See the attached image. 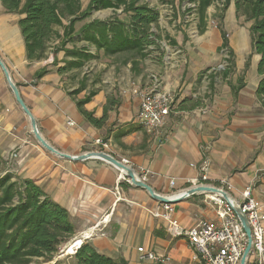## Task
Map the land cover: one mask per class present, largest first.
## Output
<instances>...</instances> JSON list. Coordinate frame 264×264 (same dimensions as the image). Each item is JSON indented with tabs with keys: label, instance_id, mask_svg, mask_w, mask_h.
<instances>
[{
	"label": "crops",
	"instance_id": "obj_1",
	"mask_svg": "<svg viewBox=\"0 0 264 264\" xmlns=\"http://www.w3.org/2000/svg\"><path fill=\"white\" fill-rule=\"evenodd\" d=\"M105 12H111L112 17L120 14L112 9L91 12L87 20L75 23V30L93 20L103 21L93 15ZM19 18L17 14L6 13L0 3V61L34 118L40 136L57 152L80 156L104 150L118 161L127 160L136 175L147 171L146 184L163 196L187 189L189 182L198 176L195 167L206 158L208 178L211 181L227 179L233 187L232 196L238 198L247 186L252 187L255 198L264 196V111L255 96L260 80L256 73L259 56L251 53L248 32L236 30L227 35L236 55L235 71L226 79L228 82H218L215 77L213 90L208 89L207 96L198 100L199 107L189 109L188 105H183L186 108L182 109L174 105L160 134L153 137L137 123L139 98L131 92L135 86L143 88L150 84L147 73L151 66L146 65L136 72L132 54L105 56L86 42H74L68 43L66 48L86 47L97 59L80 70L60 75L57 69L69 60L63 52L56 55L54 63L51 49L41 61L26 60L17 26ZM77 24L80 25L76 28ZM58 28L55 31L62 34V29ZM198 41V53L193 59L189 58L186 71L181 70L184 64L180 60L177 70H173V65H165L163 69L161 86L170 92L180 87L183 95L179 102L196 98L194 90L199 91L200 88H196L204 80L197 82L196 75L209 66V54L217 52L222 42L216 28H206ZM57 43L58 40H54L51 46ZM239 50L243 53L241 61L237 57ZM249 55L250 65L244 70L245 58ZM108 57L122 60L116 87L114 90L102 88L107 82L99 78L95 87L100 85V88L83 107L95 118H101L105 109L106 120L98 129L86 123L75 106V101L86 95V88L73 98L68 92L77 89V73L96 61L102 66L101 58ZM42 68L48 71L36 80L35 73ZM180 71L185 74L184 78L183 74L178 76ZM241 77L244 86L233 98L229 85H235ZM96 139L107 142L108 148L95 145ZM0 158L3 173L34 181L68 212L75 232L73 238H80L81 244L89 243L98 253L116 262L136 264V249L142 247L166 255L169 264H202L185 239L172 238L167 233L166 222L151 215L157 202L145 191L128 184L119 170L97 159L70 161L45 150L34 138L30 122L16 103L1 69ZM171 181L174 182L172 187ZM172 207L171 218L182 228L202 219L218 224L215 210L197 195Z\"/></svg>",
	"mask_w": 264,
	"mask_h": 264
},
{
	"label": "trees",
	"instance_id": "obj_2",
	"mask_svg": "<svg viewBox=\"0 0 264 264\" xmlns=\"http://www.w3.org/2000/svg\"><path fill=\"white\" fill-rule=\"evenodd\" d=\"M183 1L194 4L199 34L206 31V12L215 1L222 2L221 12L233 3L236 19L244 17L246 22L251 23L248 29L251 53L259 56L256 73L260 80L255 96L264 111V0ZM0 3L6 13L20 17L17 26L28 62L45 59L49 49L54 57L53 63L59 52L64 53V57L69 60L57 69L60 75L80 70L85 64L97 59L86 47L66 48L68 43L86 42L105 56L127 53L134 54L139 60H144L152 51L160 48L161 35L156 31L159 14L142 0H89L84 11L81 10L80 0H0ZM107 9L115 13L119 11L120 14H114L108 20H93L75 30V23L88 18L91 12ZM120 16H124V19ZM219 18L222 19L221 16ZM56 27L62 29V34L55 31ZM217 29L222 41L217 52L227 55L224 59L227 66L221 73L222 79L226 81L235 71V55L222 23L217 25ZM54 40H58V43L51 46ZM135 64L132 62V66ZM249 65L250 55L244 63V70ZM208 70L199 73L197 82ZM47 71L46 68L38 70L35 79H41ZM214 78V75L208 78L210 91L213 90ZM229 86L233 98H236L244 86L243 77L238 78L235 85ZM83 89L84 84L80 82L79 87L68 92V95L73 98ZM94 95L95 92H90L85 98L76 100L75 106L86 123L99 129L106 120L105 109L101 118H95L83 108ZM183 105L194 109L200 106V102L186 98L179 102L178 107L185 109ZM74 233L68 212L52 201L34 181L9 172L0 175V264H30L35 259L51 261L58 248L71 240ZM73 259L75 264H125L98 253L89 243H82Z\"/></svg>",
	"mask_w": 264,
	"mask_h": 264
},
{
	"label": "built area",
	"instance_id": "obj_3",
	"mask_svg": "<svg viewBox=\"0 0 264 264\" xmlns=\"http://www.w3.org/2000/svg\"><path fill=\"white\" fill-rule=\"evenodd\" d=\"M149 80L148 86L143 88L135 86L131 92L139 98L137 123L148 135L157 137L175 104V96L172 92L163 89L159 78L150 75ZM68 125L73 124L68 122ZM94 144L102 149H107L109 146L101 139H96ZM120 162L129 166L127 160L123 159ZM195 168L198 176L189 182V188L207 186L230 196V199L226 201L217 194L197 195L203 196V203L215 210L218 224L202 219L188 228H182L176 220L171 218L173 207L169 204L157 203L151 215L166 222L167 233L172 238L185 239L202 264H240L247 239L233 210V207L237 206L245 216L251 234V247L244 264H264V196L255 198L252 195L251 186L245 187L238 198L232 196L233 187L227 179L211 181L208 178L209 161L206 158ZM137 177L146 183L147 171ZM173 185L174 182L171 181L170 186ZM179 194L172 193L168 196L176 197ZM136 251L140 261L152 264H166L169 261L166 255H158L151 249L139 247Z\"/></svg>",
	"mask_w": 264,
	"mask_h": 264
},
{
	"label": "rangeland",
	"instance_id": "obj_4",
	"mask_svg": "<svg viewBox=\"0 0 264 264\" xmlns=\"http://www.w3.org/2000/svg\"><path fill=\"white\" fill-rule=\"evenodd\" d=\"M80 2H81L82 11H84L89 0H80ZM142 2L146 3L150 8L156 10L159 14L157 30L156 29L155 30L161 35V41H159L160 48L158 47L156 51H152L144 60H139L137 56H135L134 54L131 55L132 59L134 60L133 62L136 63L135 66H133L134 67L133 70L137 72L140 71L141 69L146 68V65L151 66L150 68L151 71L147 73V76H149L150 79V75H153L159 78L161 81H162V76L164 71L163 69L165 68V65L167 67L169 66L171 67V65H173L172 67L173 70H177L179 64L183 63L184 66L181 67L182 68L181 70L186 71V68L188 67L190 61L189 58L193 59L196 53H198V45H199L198 40L199 37L201 36V34H199L197 30L198 19L195 8L192 7V4L187 3L186 1L181 2V0H142ZM221 9H222L221 1H215L213 5L207 9L206 12L207 29L208 28L217 29V25L219 23H222L226 34L227 35L229 34V36L231 35L232 32L236 30H243V31L245 30L246 32L249 33L248 29L251 23L246 22L244 17H240L239 19H236L233 3H231L225 11L221 12ZM111 14H112L111 12H105L103 14L97 13L93 16L96 18L101 17L100 19L105 20L112 17ZM220 16L222 19L219 18ZM121 19H124V16H121ZM85 20H87V18ZM80 24H77L76 28ZM58 30L60 31L59 28ZM171 55L175 56L177 59L175 57H173L172 59ZM209 55L210 56L208 62L210 60V64H208L209 66L204 69L206 70L207 68H209V70L206 72L205 75H203L204 78L203 84H199V86L196 88V89L200 88V90L199 91L194 90L196 92V98L193 99V101L202 100V97L204 95L207 96L209 92L208 78L210 75H214L215 77H217L218 82L219 81L223 83L228 82L223 80L221 77V73L224 71L225 67L227 66L224 60L225 57H227L225 52H221V53L212 52ZM242 55L243 53L240 52V50L237 51V57L239 60L241 59ZM178 56H181V58H179ZM211 57L213 59H210ZM101 59H102V66H100L96 61L90 63V65L87 66V68H85L81 73L76 74V77H78L76 80L78 82L76 88L79 87L80 82H83L84 87L86 88L85 91L86 95H84V98L90 92H94L95 90H98L100 88V85L99 88L95 87L96 85L98 86V84H95V82H97L99 78L100 79L103 78L104 81L107 82V84L101 85L102 88L108 87V89L112 88L114 90V88L116 87L117 73L119 72V68L122 65L121 57H114V58L108 57ZM234 59L236 62V55ZM179 60L182 62L178 63ZM116 64H118V66H116ZM199 73L196 75V78H198ZM182 74H183L182 71H180L178 76L180 77ZM71 75L72 73L69 76ZM184 75L185 74H183L182 78L185 77ZM181 85L182 84H180V86ZM179 88L180 87H177V89H175L174 92L172 91V93L175 96V104H174L175 107H177L181 95H183V90L180 91ZM2 171L3 170L0 169V175L3 173ZM187 188H189V186ZM199 199L203 200V196H199ZM73 239L74 238L62 244L58 248L57 253L53 256L51 261H46L44 259H35L30 264H75V261L73 259L74 252L73 253L68 252L69 245L73 241ZM169 261L166 264H169ZM136 264H152V263L140 261L138 259L136 261Z\"/></svg>",
	"mask_w": 264,
	"mask_h": 264
},
{
	"label": "water",
	"instance_id": "obj_5",
	"mask_svg": "<svg viewBox=\"0 0 264 264\" xmlns=\"http://www.w3.org/2000/svg\"><path fill=\"white\" fill-rule=\"evenodd\" d=\"M0 69H1V71L5 77V80L7 82L9 89L11 90V92L15 98L16 103L21 108L22 112L27 116V118L30 122L31 131H32L34 138L48 152L55 154V155H57L61 158H64L66 160H70V161H83V160L93 158V159L103 161L107 164H110L111 166H113L114 168H116L117 170H119L123 174V176L126 179L128 184H130L131 186H133L135 188H138V189L145 191L150 196V198L152 200H154L155 202H157L159 204L172 205V204L180 202L186 198H189V197L195 196V195H199L201 193L217 194L226 201H228L230 199V196L227 193L222 192L220 190H217L215 188L207 187V186H197V187L187 188L183 192H181L179 195H177L176 197H170L168 195L167 196L159 195V194L155 193L154 190L149 185L140 181L130 166H126V165L122 164L120 161L116 160L113 156L109 155L108 153L101 152V151H94V152H86L80 156H69L67 154L57 152L49 144H47L42 139V137L40 136L34 118L32 117L31 113L29 112V110L25 106L24 102L22 101L18 89L12 83V81L9 77V74H8L7 70L5 69L4 65L1 63V61H0ZM233 210H234V213H235L239 223L241 224V226L243 228V231H244V233L246 235V239H247L246 247H245V250H244L243 255L241 257V260H240V264H244L245 259L248 255L250 247H251L250 229H249V226H248V223H247L245 216L241 213L239 208L237 206H234ZM78 248H75L74 253L76 252V250Z\"/></svg>",
	"mask_w": 264,
	"mask_h": 264
},
{
	"label": "bare ground",
	"instance_id": "obj_6",
	"mask_svg": "<svg viewBox=\"0 0 264 264\" xmlns=\"http://www.w3.org/2000/svg\"><path fill=\"white\" fill-rule=\"evenodd\" d=\"M88 234V233H87ZM84 235V234H83ZM88 238V237H87ZM81 245V239L75 238L69 245L68 252L73 253L75 248H78Z\"/></svg>",
	"mask_w": 264,
	"mask_h": 264
}]
</instances>
